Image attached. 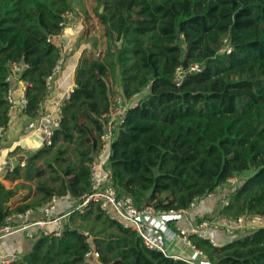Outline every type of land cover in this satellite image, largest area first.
Listing matches in <instances>:
<instances>
[{"label":"trees","instance_id":"1","mask_svg":"<svg viewBox=\"0 0 264 264\" xmlns=\"http://www.w3.org/2000/svg\"><path fill=\"white\" fill-rule=\"evenodd\" d=\"M95 2L106 48L101 58H80L77 87L62 109L52 146L4 174L6 182H20L13 188L0 182V226L9 215L41 207L52 196L76 202L88 192V164L111 106L109 79L125 100L139 95L107 159L119 193L139 207L187 208L252 170L220 213L264 217V0ZM70 10L67 0H0V127L10 124L5 77L13 62L29 65L22 75L31 83L27 115L36 116L46 95L45 77L60 56L48 39L61 35ZM225 45L230 53L219 52ZM195 65L200 71L189 72ZM179 67L184 75L177 86ZM31 182L35 197L12 205ZM75 216L105 218V227L89 232L90 244L78 227H67L58 238L37 236L13 264H186L149 250L135 232L93 205L82 215L73 213L70 221ZM232 237L217 247L197 237L191 241L204 253L205 264H264V228ZM91 249L98 260L85 258Z\"/></svg>","mask_w":264,"mask_h":264},{"label":"built area","instance_id":"2","mask_svg":"<svg viewBox=\"0 0 264 264\" xmlns=\"http://www.w3.org/2000/svg\"><path fill=\"white\" fill-rule=\"evenodd\" d=\"M76 13L70 10L64 15L61 23L64 29H75L79 19ZM63 29V30H64ZM48 42L55 44L60 50V56L55 62L49 75L45 77V97L40 103L35 117L27 115V93L31 87L30 81L22 77L29 69L25 62H13L9 65L5 83L8 85L5 100L10 111L16 109L21 114L28 116L29 120L23 127L27 135L39 133L42 135L41 147H50L53 136L60 129L62 109L69 101L76 89L75 82L62 89L60 78L70 58L77 55L80 60L85 52L84 45L75 47L62 45L60 35L50 37ZM226 44V40H224ZM230 47L225 45L219 52L230 53ZM100 56V52L96 53ZM195 65L189 72H199ZM184 75V70L179 67L175 71L174 83L179 86ZM139 95L125 100L117 95L111 98V106L102 116L103 129L99 137V146L94 153L92 161L88 164L89 190L76 201L75 206L67 211L59 212V204L67 202L68 197L52 196L43 206L28 209L24 212L13 213L5 218L0 226V240L9 236L19 235L26 241L34 240L37 236L60 237L67 227H70V216L73 213L84 214L90 205L97 207L108 219L119 222L123 228L131 230L141 239L146 248L161 253L174 261H183L186 264H205L206 257L191 241V237L207 240L217 247L216 234L225 236L246 235L264 228V217L258 214H242L237 217L224 216L220 212L229 205L228 195L239 183L236 177L230 178L225 187L217 188L205 196L193 199L187 208L158 209L155 203L137 206L134 200L121 194L113 185V175L108 168V156L116 135L124 123L129 108L136 107ZM5 139V128L0 127V152L4 151L2 143ZM5 150L4 154H10ZM25 166V158H19L14 165ZM14 167H8L12 170ZM210 201L218 202L216 208L210 207ZM84 236L88 244L92 237L85 231ZM181 248H180V246ZM191 254H187L185 249ZM86 259H99L96 250H89ZM20 259V254L0 253V264H13Z\"/></svg>","mask_w":264,"mask_h":264},{"label":"crops","instance_id":"3","mask_svg":"<svg viewBox=\"0 0 264 264\" xmlns=\"http://www.w3.org/2000/svg\"><path fill=\"white\" fill-rule=\"evenodd\" d=\"M77 7L78 8H74V11L77 10L78 12L80 10V5ZM85 7H87V5ZM81 9L84 10L85 8ZM81 29L82 24H80V21L78 22V25L75 29H64L60 35L62 45L75 47L84 45L85 52H87V49H89L87 37L85 36L82 40H80L81 37L78 36L81 34L80 32L83 31ZM78 62L79 60L77 59V55L69 59L67 66L64 68L60 78V87L62 89L75 82V70ZM28 120L29 117L21 114L20 111L16 109H12L10 111V124L7 128H5V139L1 146L4 151L11 150V153L5 155L4 151L0 152V182H2L3 185L6 182L3 180V177L8 167H14L17 159H26L28 155L35 153L41 148V134L36 133L29 136L23 131V127ZM20 203L22 202H19V204ZM208 205L210 207L216 208L218 206V202L210 201ZM68 206L69 205L66 202H61L59 204V212L67 211ZM227 237L229 236L216 234L215 239L216 242H218L217 244L222 245L228 242L229 239ZM30 246L31 243L24 240L19 235L9 236L0 240V253H17L21 255L22 253L28 251ZM183 249L185 248L183 247ZM185 252L187 254H191L189 249H185Z\"/></svg>","mask_w":264,"mask_h":264},{"label":"rangeland","instance_id":"4","mask_svg":"<svg viewBox=\"0 0 264 264\" xmlns=\"http://www.w3.org/2000/svg\"><path fill=\"white\" fill-rule=\"evenodd\" d=\"M69 3V6L71 10L74 11V8H78L77 6L80 5V10L77 12L75 10L74 12L77 14L76 19L78 18L80 21V24H82V29L78 36L81 37L80 40H82L85 36L87 37V42L89 43V49H87V52H85L82 56H86L88 58H101L105 48H106V40L104 37V30L102 26L99 24L98 18L94 14V10L96 7L95 0H67ZM87 5V7H85ZM81 8H85L82 10ZM100 52V56L97 57L96 53ZM109 90L111 93V98H114L118 94V85L116 82H113L111 79L108 80ZM47 158H50L48 156ZM38 166L43 167L42 161L38 162ZM253 173L252 170H249L242 175L238 176L237 180L239 182L245 180L249 176H251ZM20 181L10 183L5 182L4 186L6 188H13V186ZM30 186V190L24 189L19 190L17 196L12 201V205L17 206L19 205V202H22V200L26 199L27 201L32 200L35 197V184L34 182L31 183H25ZM69 206L67 207V210L72 209L76 202L72 199H68L66 202ZM21 204V203H20ZM104 220L105 218H102L100 221H95L94 218H90L87 220H81L78 216L73 217L70 221V227H78L83 231H88L92 233V231H101L104 226ZM92 230V231H91ZM101 236H106L107 231L100 233ZM228 239L233 238L232 236L227 237ZM218 243V242H217Z\"/></svg>","mask_w":264,"mask_h":264},{"label":"water","instance_id":"5","mask_svg":"<svg viewBox=\"0 0 264 264\" xmlns=\"http://www.w3.org/2000/svg\"><path fill=\"white\" fill-rule=\"evenodd\" d=\"M101 11H102V9L100 10V12H101ZM243 184H244V181L239 182V183L236 185V187L232 189V192H233L236 188L240 187V186L243 185Z\"/></svg>","mask_w":264,"mask_h":264}]
</instances>
